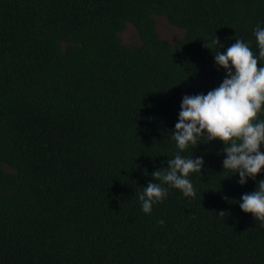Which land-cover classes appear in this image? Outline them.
I'll return each instance as SVG.
<instances>
[{
    "label": "trees",
    "instance_id": "trees-1",
    "mask_svg": "<svg viewBox=\"0 0 264 264\" xmlns=\"http://www.w3.org/2000/svg\"><path fill=\"white\" fill-rule=\"evenodd\" d=\"M258 23L264 0H0V264H264L238 204L264 171L237 183L222 141L181 153L204 157L195 196L169 188L150 214L138 199L178 151L183 96L219 86L214 54L237 38L255 52Z\"/></svg>",
    "mask_w": 264,
    "mask_h": 264
},
{
    "label": "clouds",
    "instance_id": "clouds-1",
    "mask_svg": "<svg viewBox=\"0 0 264 264\" xmlns=\"http://www.w3.org/2000/svg\"><path fill=\"white\" fill-rule=\"evenodd\" d=\"M254 36L255 52L243 39L237 38L226 50L214 54L215 64L226 73L219 86L206 94L183 96L178 120L171 131L178 151L168 159L166 168L151 173L158 183L149 181L138 194L145 214H150L153 205L167 198L169 188L180 190L184 196L196 195L190 175L203 170L204 157L181 153L202 142L217 139L223 142L220 150L225 154L223 171L230 170L237 175L240 185L247 184L249 179L255 180L264 171L261 150L264 146V119L261 118L264 116V26L260 23L254 28ZM212 43L220 44L217 36ZM238 204L264 228V179L258 181L255 191L243 193ZM157 223L163 225L165 221L160 219Z\"/></svg>",
    "mask_w": 264,
    "mask_h": 264
},
{
    "label": "rangeland",
    "instance_id": "rangeland-1",
    "mask_svg": "<svg viewBox=\"0 0 264 264\" xmlns=\"http://www.w3.org/2000/svg\"><path fill=\"white\" fill-rule=\"evenodd\" d=\"M159 37L168 42L174 43L184 35V30L172 25L166 17L153 15ZM122 42L129 47H136L140 44L136 28L132 24H127L125 29L119 33Z\"/></svg>",
    "mask_w": 264,
    "mask_h": 264
}]
</instances>
